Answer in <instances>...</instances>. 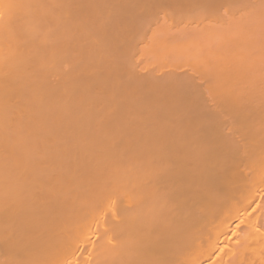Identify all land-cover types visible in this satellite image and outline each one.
Masks as SVG:
<instances>
[{
    "label": "bare ground",
    "instance_id": "6f19581e",
    "mask_svg": "<svg viewBox=\"0 0 264 264\" xmlns=\"http://www.w3.org/2000/svg\"><path fill=\"white\" fill-rule=\"evenodd\" d=\"M0 264H264V0H0Z\"/></svg>",
    "mask_w": 264,
    "mask_h": 264
}]
</instances>
